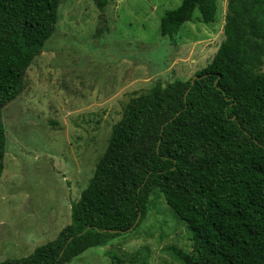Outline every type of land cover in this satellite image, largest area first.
I'll return each instance as SVG.
<instances>
[{
	"label": "trees",
	"instance_id": "obj_1",
	"mask_svg": "<svg viewBox=\"0 0 264 264\" xmlns=\"http://www.w3.org/2000/svg\"><path fill=\"white\" fill-rule=\"evenodd\" d=\"M61 1L0 0V180L3 110L24 91L27 70L54 35ZM94 2L100 38L109 32V0ZM218 4L182 0L162 16L160 35L174 39L196 14L215 23ZM225 20L224 41L194 84L156 83L130 99L71 224L30 256L0 264H68L135 232L154 195L190 232L191 252L168 249L181 264H264V0H229ZM106 256L136 263L111 250Z\"/></svg>",
	"mask_w": 264,
	"mask_h": 264
},
{
	"label": "rangeland",
	"instance_id": "obj_2",
	"mask_svg": "<svg viewBox=\"0 0 264 264\" xmlns=\"http://www.w3.org/2000/svg\"><path fill=\"white\" fill-rule=\"evenodd\" d=\"M228 1L219 0L215 23L196 14L174 39L160 35V22L182 0H109V32L100 38L94 0L61 1L54 35L27 70L24 91L3 110L0 263L30 256L71 224L72 207L130 99L205 68L224 41ZM170 247L191 252L193 241L166 200L154 195L135 232L68 264H112L108 250L134 264H181Z\"/></svg>",
	"mask_w": 264,
	"mask_h": 264
},
{
	"label": "water",
	"instance_id": "obj_3",
	"mask_svg": "<svg viewBox=\"0 0 264 264\" xmlns=\"http://www.w3.org/2000/svg\"><path fill=\"white\" fill-rule=\"evenodd\" d=\"M197 78H198V77H194V78H193V80H192V84H194V82H195V80H196ZM179 114H180V112H179L177 115H179ZM139 220H140V216H139L138 220L136 221L134 227L137 226ZM134 227H133V228H134ZM133 228H132V229H133ZM84 233H85V232H83L81 235H83ZM72 239H73V238H71L70 241H71Z\"/></svg>",
	"mask_w": 264,
	"mask_h": 264
}]
</instances>
